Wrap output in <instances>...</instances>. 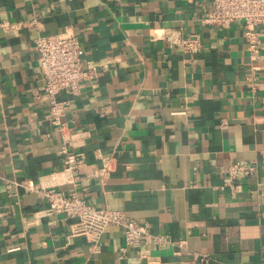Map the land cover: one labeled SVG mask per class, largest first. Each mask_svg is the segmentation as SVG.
I'll list each match as a JSON object with an SVG mask.
<instances>
[{"label":"crops","instance_id":"0c3cea01","mask_svg":"<svg viewBox=\"0 0 264 264\" xmlns=\"http://www.w3.org/2000/svg\"><path fill=\"white\" fill-rule=\"evenodd\" d=\"M210 1L0 0V264H264V23L254 60L241 20L202 23ZM49 34L76 36L92 73L58 94L68 145L85 161L76 191L147 224L164 246L125 245L118 226L93 242L15 185H49L63 166L33 47ZM197 35L192 53L168 40ZM103 157L113 158L105 184ZM237 161L256 170L231 190L223 170Z\"/></svg>","mask_w":264,"mask_h":264},{"label":"built area","instance_id":"2783aa9c","mask_svg":"<svg viewBox=\"0 0 264 264\" xmlns=\"http://www.w3.org/2000/svg\"><path fill=\"white\" fill-rule=\"evenodd\" d=\"M210 3V9L202 18V23L223 27L233 21L241 20L248 53L252 59L258 60L261 57L262 33L257 30V26L264 23V0H211ZM168 40L170 44L184 53L197 52L201 47L198 35L168 37ZM33 47L37 53L44 80V98L48 102V116L64 141L60 149L63 166L57 172L60 178L49 185H43L31 178H26L15 185H19L26 191L38 193L47 201L52 212L76 218L73 233L85 234L93 242L99 240L107 227L118 226L123 231L125 245L151 242L164 246L169 240L165 236L151 233L147 224L130 218L122 210L89 203L76 191L82 179L78 169L85 164V161L81 151L74 150L68 145L73 136L67 135L70 133V128L64 118L68 101L59 99L58 94L64 89L73 93L78 92L80 83L92 77V73L82 66V48L76 36L39 35L35 38ZM173 114H185V111H174ZM112 160V157L102 158L103 163L96 172L101 184H105L110 177L113 170ZM255 170L254 163L237 161L229 164L223 172L228 177V185L232 190L241 176L251 175ZM55 174L56 172H53L50 176H55ZM65 183L73 187L67 194L59 190V186ZM224 187L225 185L220 186V188ZM19 248V246H10L7 251ZM199 258L205 260L206 256L201 255Z\"/></svg>","mask_w":264,"mask_h":264}]
</instances>
